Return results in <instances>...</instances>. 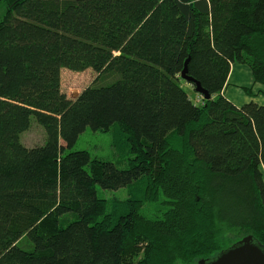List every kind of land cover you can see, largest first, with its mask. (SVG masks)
Wrapping results in <instances>:
<instances>
[{
    "label": "trees",
    "instance_id": "16d2710c",
    "mask_svg": "<svg viewBox=\"0 0 264 264\" xmlns=\"http://www.w3.org/2000/svg\"><path fill=\"white\" fill-rule=\"evenodd\" d=\"M1 10L0 264H196L247 236L264 246V105L224 94L235 63L264 84V0ZM187 61L201 105L182 85ZM63 69L115 79L71 99ZM33 118L47 138L28 148ZM114 126L128 167L73 150ZM124 188L123 201L99 194Z\"/></svg>",
    "mask_w": 264,
    "mask_h": 264
},
{
    "label": "rangeland",
    "instance_id": "374dc122",
    "mask_svg": "<svg viewBox=\"0 0 264 264\" xmlns=\"http://www.w3.org/2000/svg\"><path fill=\"white\" fill-rule=\"evenodd\" d=\"M2 11L3 10H1L0 13L1 15ZM241 65H244L249 70L248 75L250 78V83L245 84L241 88L242 91L247 96H252L253 98H256V93L257 96H262L261 99L264 101V84L255 81L252 71L248 65ZM98 77L99 75L92 70H87L84 72H75L69 69H63V91L67 94L69 98L74 99L86 87L95 84L96 82L97 84L108 83L115 79L114 77L106 76L105 78L99 80L100 78L98 79ZM255 83L261 84V86H256ZM182 85L185 90L189 93V95L191 94L190 97L196 104L201 105L203 103L202 99L204 97L194 91L191 85H188L186 81H182ZM252 86L259 88L260 90H256L253 92ZM261 91L263 93H261ZM46 138L47 135L45 129L43 128V126L38 124L34 118L32 119L31 128L21 135L22 143L28 148L44 145ZM124 139L125 137L121 136L118 133V129L115 126L111 128L109 132H94L90 128H88L79 137L73 150H86L90 153L92 158L113 161L114 163L119 165V167L126 168L129 166L128 160L131 157V152L130 149L126 146V142ZM99 194L101 197H104L108 201H112L113 199L123 201L129 197L128 189L125 188L120 189L118 191H107L100 189Z\"/></svg>",
    "mask_w": 264,
    "mask_h": 264
},
{
    "label": "water",
    "instance_id": "95a60500",
    "mask_svg": "<svg viewBox=\"0 0 264 264\" xmlns=\"http://www.w3.org/2000/svg\"><path fill=\"white\" fill-rule=\"evenodd\" d=\"M182 77L185 81L194 85L198 94L206 100L210 99V94L203 89L201 84L189 76L188 61ZM196 264H264V246L257 242L253 236H247L228 249L221 251L215 257L202 259Z\"/></svg>",
    "mask_w": 264,
    "mask_h": 264
},
{
    "label": "crops",
    "instance_id": "0c3cea01",
    "mask_svg": "<svg viewBox=\"0 0 264 264\" xmlns=\"http://www.w3.org/2000/svg\"><path fill=\"white\" fill-rule=\"evenodd\" d=\"M249 70L241 64H233L232 68H231V72L229 75V79L227 82V85L225 87V97H227L231 102H233L236 106L241 107L246 103H250L252 101H254L255 103L259 104V105H264V101L261 99L262 96H257L256 98H253L252 96H247L243 91H242V87L245 84L250 83V78H249ZM256 86H261V84H256ZM237 86H241V87H237ZM252 90L254 91H258L260 90L259 88H256L254 86H252ZM261 93H263L261 91ZM264 94V93H263ZM264 98V96H263Z\"/></svg>",
    "mask_w": 264,
    "mask_h": 264
}]
</instances>
